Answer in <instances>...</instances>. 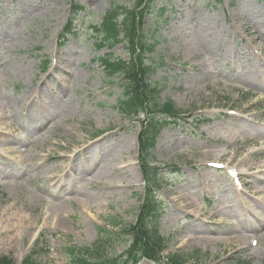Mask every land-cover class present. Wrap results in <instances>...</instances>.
I'll list each match as a JSON object with an SVG mask.
<instances>
[{"label": "rangeland", "instance_id": "obj_1", "mask_svg": "<svg viewBox=\"0 0 264 264\" xmlns=\"http://www.w3.org/2000/svg\"><path fill=\"white\" fill-rule=\"evenodd\" d=\"M73 4L79 10L69 34L64 30ZM144 4L0 0V103L13 108L6 111L7 117L21 115L10 119L13 130L8 132L6 126V143L0 141V256L13 264H20L34 246L45 244L49 250L42 257L44 264H71L67 251L71 246L96 247L92 264L100 259L126 260L124 253L138 259L137 264H171L166 257L177 258L179 264H264L263 225L249 251L234 241L214 246L209 242L217 241L232 224L239 226L244 206L251 221H246L250 229L243 233L250 241L256 236L252 225L264 217V83L258 80L253 85L249 79L258 72L264 81V0H150L146 3L150 14L142 13ZM116 5L134 12L139 34L143 30L153 43L148 55L154 68L151 81L160 90V105L170 102L177 112L174 117L154 114L155 125L146 129V154H141L138 120L148 117L147 105L139 108L137 117L118 112L122 80L108 75L100 62L106 54L128 60L129 52L123 43L112 49L99 47L93 34V26ZM195 35L201 44L191 53L188 42ZM225 43L230 44L227 50ZM59 49L69 53L70 73L54 69L60 86L52 83L53 75L44 77L53 71L55 59L59 65L60 53H55ZM216 53L223 54L222 59ZM37 90L44 101L62 95L72 109L61 115L50 107L52 121L33 129L34 139L27 144L24 125L29 124L23 114ZM115 136L132 142L134 149L124 152L131 167L115 177V188L88 189L84 174L74 170L83 160L81 149ZM15 147L22 154L14 152ZM77 150L78 158H71L77 157ZM80 188L103 195L82 201L75 194ZM152 190L155 219L146 225L168 242L165 251L147 259L137 237L123 232L102 236L100 228L118 232L120 226L111 222L137 224ZM195 235L204 240L187 239Z\"/></svg>", "mask_w": 264, "mask_h": 264}, {"label": "trees", "instance_id": "obj_2", "mask_svg": "<svg viewBox=\"0 0 264 264\" xmlns=\"http://www.w3.org/2000/svg\"><path fill=\"white\" fill-rule=\"evenodd\" d=\"M145 1L146 0H136V3L138 6H141ZM148 1L150 0L145 2L142 13H151L152 8L150 9L149 5L146 4ZM122 12L124 14L123 18L121 21H117V18L120 13L122 15ZM133 14V11L127 10L122 6H112L106 10L98 26H93V31L95 32V38L98 40L97 45L99 47L105 46L108 49H112L117 44L123 43L130 55L128 60L114 59L110 54H106L105 57L100 58L105 72L110 76L119 75L122 80L123 95L118 100V110L125 114H132L136 113L139 108L147 105L148 108L145 109L148 110L151 115L154 111L162 107L160 106L158 98L159 88L156 83L151 81L154 68L149 61L148 55L152 52L154 45L149 42L150 38L143 30H140L139 34L138 30L141 29L140 24L135 20ZM162 110L168 114H173L174 112L171 104H164ZM147 124H149L148 128H153L152 117ZM147 137L148 132L145 130L139 135L141 154H146L145 141ZM154 219L155 200L154 190H152L151 199L141 207L137 224L126 225L113 221L111 222L113 227L120 225V230L118 232L102 227L100 228V233L102 236H118L121 235L119 234L120 232H123L130 234V237H137L143 247V249H141L142 257L150 259L165 249L167 243L166 238L157 235L153 229L148 228L149 226L146 225L147 222L153 225ZM134 243L136 244V242ZM37 244L38 240L35 242V245ZM96 244L97 242L94 246H97ZM67 251L71 264H92V258L96 254L97 249L93 246H71ZM44 254L47 255L45 248L42 246H34V248L24 256L20 264H44L41 262ZM124 255V258H127L126 260L120 261L112 258L100 259L97 264H136V258H130L126 253ZM0 264L13 263L7 256H0Z\"/></svg>", "mask_w": 264, "mask_h": 264}, {"label": "bare ground", "instance_id": "obj_3", "mask_svg": "<svg viewBox=\"0 0 264 264\" xmlns=\"http://www.w3.org/2000/svg\"><path fill=\"white\" fill-rule=\"evenodd\" d=\"M205 27V26H203ZM201 29V27H200ZM205 30V28L203 29ZM209 31V30H208ZM211 31V29H210ZM193 34V33H192ZM200 38V35H199ZM201 39V38H200ZM188 42V41H187ZM189 43V47L191 48V51L197 46H199L201 43L200 41L197 39V36L195 35L193 38V41L188 42ZM191 44H193V46L191 47ZM195 45V47H194ZM224 49L227 50L228 47H230L225 43L224 45ZM223 51V49H222ZM60 53L59 54V65H57V59H55L53 61V71L49 72L46 76L44 77H48L50 75H53V82L56 81V83L60 86V81L58 80L59 78L57 76H55L54 74V69H57L59 71H61L63 74H70L69 73V69L66 67V62H67V57H68V51L65 49H59L58 51L55 52ZM191 53H195V51L193 50ZM218 60L222 59L223 54H220L218 56V53H216ZM238 61V59H237ZM255 69H259V66L257 65H253L252 66ZM254 74H256L255 71H253ZM55 77V78H54ZM75 79L78 80V78L80 77L79 73L76 72L75 74ZM58 78V79H56ZM250 83L253 85L259 84V82L264 83V81H260L261 76L258 74H256L255 76H251L250 78ZM44 83V80L43 82ZM58 87V86H57ZM66 90V89H65ZM34 93V92H33ZM32 95V94H31ZM31 95H29V98L32 97ZM34 99L37 100V105H36V109H32V105H34ZM62 99V100H61ZM46 101H44L43 99L40 98V94L38 92V90L35 92L33 98H31V102H29V105L27 106L26 109V113L23 114L24 117H26L24 119V122H26V124H29L28 126H25V129L28 130V134L29 139L27 141H24L27 144H31L32 140H30V138L34 139V136L32 135L31 131L33 129H39L40 127H43L45 123H50L54 117L53 114H51V110L49 109L50 107L54 108L56 110V112L61 111L60 114H64L65 111H70L72 108L69 107L71 102L68 101V99L64 100L62 95H59L58 97H53V98H45ZM57 103V104H56ZM56 104V105H55ZM68 109V110H67ZM6 111L9 112H13V108L11 106H6V104L4 105L3 103H0V136H4V139L0 138L1 142H5L6 143V133L5 131V127L8 126L9 130L8 132L13 130V123L10 119L12 120H16L19 117H21V115H19V113L14 112L13 116H6ZM66 118V116H65ZM41 121L39 124V126L37 125H31L32 122L34 121ZM45 122V123H43ZM101 139L100 142H98L95 146L94 144H89L85 147H83L81 149V151H83V160L81 163L77 164V166H75L74 170L76 172L79 173H83L84 174V178L87 181V187L88 189H92L95 187H99L100 190H110L115 188V181H116V176H120L119 173L121 174V172H126V168L127 166L131 167V163H129L128 160H125L124 158V152L125 151H130L133 150V145L131 144L132 142L130 140H127L126 138H119L117 136L114 137V140L112 141H107V140H103ZM102 141V142H101ZM57 145L59 144V141L57 140ZM135 143V141H134ZM8 145V144H6ZM6 150L11 151V147L10 146H6L5 147ZM65 149H68V147L66 145H64ZM264 150V149H263ZM21 149L19 147H15L14 152L22 154L21 153ZM80 155L79 151L77 150V157H71L74 159H77L78 156ZM55 157H63V154H57ZM66 157H68L66 155ZM206 159V158H204ZM127 162V164L123 163V162ZM1 163V160H0ZM264 174V172H262ZM129 175V173L127 174ZM132 176H134V173L132 174ZM209 177V176H207ZM122 177H120V181ZM210 178V177H209ZM130 182H128L127 187H130ZM62 187V185H61ZM68 187V185H67ZM74 191V190H73ZM75 194L78 196L79 199H83L82 201H91V200H95L97 198H101L102 194H99L98 190H94V191H90V190H85V188H80L78 190H75ZM63 192H67V189H65ZM36 200V197L34 196L32 198V202H34ZM34 205V203H33ZM55 205V204H53ZM187 205H190L189 203ZM264 211V210H263ZM177 214H179V211L176 212ZM189 213H192V211H190ZM215 213V212H214ZM217 214H224L223 211H217ZM184 212L182 214V216H184ZM241 218L239 217V226L238 225H234L232 224L228 229H225L223 234H220L219 236H217V241L215 239H211L209 242L214 245H217L218 243H225V244H229L230 242L232 243H238L240 246H243L244 248H246L248 251L251 248V245L253 244H257V239H259L260 236V232L258 231V228H261L262 225L264 226V217L261 218V220L259 221V224L255 227L253 230L254 234H256V236H253V240L250 241V236L246 235L243 233V231L245 230H249L250 228H247V224L246 221L250 222L251 219H248L247 215H248V208L246 206L243 207V212L240 214ZM204 221V220H203ZM219 224H221L222 222H218ZM197 233V232H195ZM264 233V232H263ZM263 235V234H262ZM264 237V235L262 236ZM203 237H198L197 235L195 236H188L187 239L188 240H199L202 241L204 239H202ZM206 241V240H205ZM253 241V242H252Z\"/></svg>", "mask_w": 264, "mask_h": 264}]
</instances>
